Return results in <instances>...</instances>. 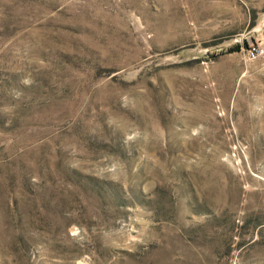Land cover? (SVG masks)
Listing matches in <instances>:
<instances>
[{
    "label": "rangeland",
    "instance_id": "1",
    "mask_svg": "<svg viewBox=\"0 0 264 264\" xmlns=\"http://www.w3.org/2000/svg\"><path fill=\"white\" fill-rule=\"evenodd\" d=\"M0 264H264V0H0Z\"/></svg>",
    "mask_w": 264,
    "mask_h": 264
},
{
    "label": "built area",
    "instance_id": "2",
    "mask_svg": "<svg viewBox=\"0 0 264 264\" xmlns=\"http://www.w3.org/2000/svg\"><path fill=\"white\" fill-rule=\"evenodd\" d=\"M249 54L251 55V57H254V56L257 54V50L252 48V49L249 51Z\"/></svg>",
    "mask_w": 264,
    "mask_h": 264
}]
</instances>
